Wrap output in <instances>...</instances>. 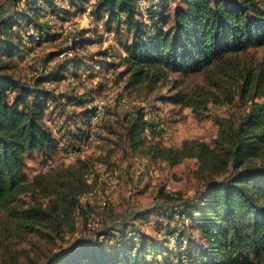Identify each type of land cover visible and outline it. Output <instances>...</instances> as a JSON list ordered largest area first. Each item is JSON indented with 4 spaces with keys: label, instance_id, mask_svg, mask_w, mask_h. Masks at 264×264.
I'll return each mask as SVG.
<instances>
[{
    "label": "trees",
    "instance_id": "1",
    "mask_svg": "<svg viewBox=\"0 0 264 264\" xmlns=\"http://www.w3.org/2000/svg\"><path fill=\"white\" fill-rule=\"evenodd\" d=\"M60 1L78 11L91 2ZM140 1L92 3L93 14L108 17L109 30L119 32L125 26L131 33L120 63L124 66L122 74L128 75V87L144 85L154 91L167 73H201L230 56L264 45V0H179L173 11H168L173 0H145V8ZM26 2L25 9L0 21V251H8L12 242L41 233V227L82 208L78 195L87 186L85 176L89 174L88 161L82 159L79 168L40 173L32 179L26 174L29 155L41 153L49 163L59 144L46 119L56 97L45 85L62 80L68 69L78 74L82 66L76 63L80 58L76 54L32 84L14 76V60L33 49L32 29L41 40L59 37L48 32L49 25L38 21L39 16L48 10L62 19L67 12L58 0ZM89 34L84 31L81 35ZM88 38L74 40L60 52L74 53L92 37ZM99 55L103 65L109 62L107 51L101 50ZM57 56L51 54L48 59ZM253 71L247 68L242 72L244 87L264 97L263 73L255 75ZM75 97L72 104L78 106L77 101L82 100ZM65 98L71 97L67 94L62 100ZM185 99L181 91L172 97L176 102L192 104ZM95 109L73 114L69 129L77 142L87 138ZM144 117L140 113L129 127L131 146L136 151L172 167L186 158H196L201 171L212 176L224 174L221 180H209L202 196L186 203L179 214L185 226L199 232L201 243L196 244L182 231L176 238V249H165L140 235L135 227L129 231L127 225L118 233L105 231L95 238L80 239L52 253L44 264H150V257L158 258L160 264H264V100H252L238 123L221 128L214 144L185 140L180 148H173L161 141H148L144 133L153 125ZM162 196L172 200L168 193ZM131 231L140 245L134 240L136 236H127Z\"/></svg>",
    "mask_w": 264,
    "mask_h": 264
},
{
    "label": "rangeland",
    "instance_id": "2",
    "mask_svg": "<svg viewBox=\"0 0 264 264\" xmlns=\"http://www.w3.org/2000/svg\"><path fill=\"white\" fill-rule=\"evenodd\" d=\"M94 1L85 10L78 11L58 0L57 4L67 11L64 18H57L48 10L45 16L40 15L38 21L48 24V32L59 37L41 40L36 30L30 28L35 36V42L29 40L33 49L14 60L11 71L16 78L32 84L68 57L76 54L80 57L76 62L82 65L78 74L68 69L62 80L45 85L56 97L46 119L59 144L49 163L41 153L29 155L26 174L32 179L40 173L82 167L81 159L88 161L87 186L78 195L83 206L77 207L70 216H61L48 227H41V233L12 242L8 251H0V264H44L52 253L80 239L95 238L105 231L118 233L127 225L129 231L135 227L140 235L165 249H176V238L182 231L186 237L196 240V244L201 243L199 232L185 226L179 214L186 203L202 196L209 180H221L224 174L212 176L201 171L196 158H186L172 167L139 153L131 146L129 127L143 113L145 120L153 125L144 133L148 141H161L173 148H180L185 140L214 144L221 128L238 123L249 111L252 100H264L254 89L244 87L242 73L253 68V74L264 76V45L230 56L201 73H167L154 91L144 85L128 87V75L122 74L124 66L120 63L121 56L126 55L124 45L131 41V33L125 26L119 32L115 28L109 30L108 17L93 14ZM178 1H170L168 11H173ZM26 4V0H0V21L25 9ZM84 31H90L89 36H82ZM88 37L92 41H86L74 53L60 52L72 46L74 40ZM101 50L109 54V62L104 65L99 55ZM51 54L58 56L49 61ZM96 61L100 64L95 65ZM179 91L186 95V103L192 101V104L172 100ZM67 94L71 98L62 100ZM75 96L82 100L77 101L78 106L72 104L76 102ZM96 102L104 104L99 126L104 128L105 136L101 143L83 147L85 143L77 142L73 130L69 129L73 114L95 107ZM161 191L172 195V200L165 199ZM127 236L136 235L131 231ZM134 240L141 244L137 236ZM157 259L148 260L150 264H160Z\"/></svg>",
    "mask_w": 264,
    "mask_h": 264
},
{
    "label": "built area",
    "instance_id": "3",
    "mask_svg": "<svg viewBox=\"0 0 264 264\" xmlns=\"http://www.w3.org/2000/svg\"><path fill=\"white\" fill-rule=\"evenodd\" d=\"M140 4H141V6H143V4L146 5V1L141 0ZM103 106H104V104L102 102H96V104H95L96 109H95V113L91 117V123H90V127H89L90 130H89L88 136L83 142H81V143H85V145H83V147L89 146L91 144H99L102 142L103 137L105 136L104 128L102 126L100 128V126H99L100 120L103 116V110H104Z\"/></svg>",
    "mask_w": 264,
    "mask_h": 264
}]
</instances>
